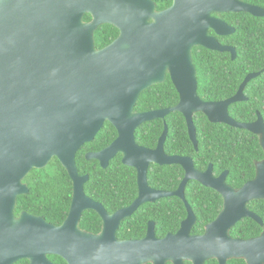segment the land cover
Listing matches in <instances>:
<instances>
[{"label":"water","instance_id":"1","mask_svg":"<svg viewBox=\"0 0 264 264\" xmlns=\"http://www.w3.org/2000/svg\"><path fill=\"white\" fill-rule=\"evenodd\" d=\"M229 12L264 17L263 7L243 0H173L161 11H155L150 0H0V264L23 258L47 260L46 253L70 260V264L71 260H85L86 264L94 260L104 264H165L173 260L181 264L184 259L194 264L209 259L226 264L232 258L264 264V232L247 240L229 235V229L243 217L262 225L247 203L264 199V157L255 164L254 178L235 189L225 182L227 170L214 176L212 164L201 172L190 158L167 155L163 149L166 124L155 149L135 141V131L142 123L164 119L176 111L184 116L197 149L193 114L202 112L210 122L257 135L264 151L262 115L258 113L253 122H239L228 111L230 104L246 99L243 90L260 71L247 74L237 92L225 100L203 101L197 95L193 46L229 52L236 58L233 46L223 45L209 34L210 29L220 36L235 31L213 15ZM84 13L93 16L92 22L82 20ZM101 23L116 25L120 34L111 44L96 49L93 33ZM166 73L179 94L177 104L134 111L140 93L162 83ZM106 121L116 129V138L99 151L87 152L85 158L106 168L121 154L122 163L135 168L138 183L136 200L110 219L117 224L142 203L177 196L188 214L175 233L156 238L150 222L142 239L119 241L107 226L109 217L103 206L86 196L84 184L89 176L79 173L75 156ZM53 157L72 182L66 218L53 225L26 211L16 215L17 197L29 192L22 180ZM150 163L178 164L184 178L173 191L152 189L147 183ZM189 180L214 189L224 203L202 235L190 233L196 218L185 199ZM85 209L95 210L103 218L101 234L78 228Z\"/></svg>","mask_w":264,"mask_h":264},{"label":"trees","instance_id":"2","mask_svg":"<svg viewBox=\"0 0 264 264\" xmlns=\"http://www.w3.org/2000/svg\"><path fill=\"white\" fill-rule=\"evenodd\" d=\"M264 8V0H243ZM161 6L170 4V0H161ZM219 17L235 28V32L227 36H218L221 43L233 45L237 57L232 60L229 52H219L199 46L192 51V60L196 68L198 95L206 100H224L234 95L245 76L264 68V17L253 16L247 12H229ZM104 29L110 30L105 24ZM102 35V34H101ZM99 35V36H101ZM246 101L235 102L228 107L229 115L239 122H252L260 113L264 120V71L250 80L244 89ZM178 94L167 75L162 83L154 84L143 90L134 106V111H148L175 106ZM196 126L198 151L191 143L187 125L180 112H171L164 120L154 119L142 123L135 131L137 142L154 147L164 130V122L168 127L165 150L172 154L193 155L195 166L204 169L209 164L213 173L220 174L228 170L227 183L240 188L255 176V163L264 157L257 135L245 129L235 128L223 123L210 122L202 112L193 116ZM117 132L108 121L104 123L95 138L83 144L76 153L75 160L80 174H88L84 184L85 193L104 202L113 209L129 204L136 196L135 169L124 165L117 155L106 168L98 161L86 160L85 153L98 151L114 140ZM180 165L158 166L151 164L147 171L148 182L155 188L174 190L183 178ZM27 184L29 192L16 199L15 214L26 211L44 217L52 224H60L66 217L72 197V182L59 160L53 157L40 169H32L22 180ZM185 198L198 221L192 233L201 232L203 225L212 221L222 208L221 195L212 188L205 187L197 181H190L185 188ZM264 220V199L248 203ZM82 223L87 220L97 221L93 211H86ZM186 216L183 201L175 196L162 198L153 203H145L122 223L119 237H142L147 222L155 221L156 234L164 236L167 232H175ZM94 222V223H95ZM99 223L90 230L97 231ZM264 230L249 218H243L231 231L235 237L248 238L257 236ZM207 264H217L211 259ZM227 264H247L243 259H230Z\"/></svg>","mask_w":264,"mask_h":264},{"label":"flooded vegetation","instance_id":"3","mask_svg":"<svg viewBox=\"0 0 264 264\" xmlns=\"http://www.w3.org/2000/svg\"><path fill=\"white\" fill-rule=\"evenodd\" d=\"M150 1H152L153 3H154V9H155V11H161V10H164V9H166V8H168V7H170L171 5H172V2H173V0H170L171 2H170V4L169 5H167V6H165V7H160L161 6V0H150ZM219 14H222V13H214L213 15L214 16H216V17H218V18H220V19H222L221 17H219ZM82 20L84 21V22H86V23H90V22H92V20H93V16L91 15V14H89V13H84L83 14V16H82ZM222 20H224V19H222ZM149 21L151 22L152 21V19H149ZM225 21V20H224ZM226 22V21H225ZM227 23V22H226ZM105 24H107V25H110V30L109 31H106L104 28V25ZM227 24H229V23H227ZM230 25V24H229ZM230 26H232V25H230ZM233 27V26H232ZM235 29V28H234ZM235 32V31H234ZM233 32V33H234ZM232 33V34H233ZM102 34V35H101ZM119 34H120V30H119V28L116 26V25H114V24H112V23H101V24H99L95 29H94V33H93V40H94V46H95V48L96 49H102V48H104V47H106L107 45H109V44H111L118 36H119ZM209 34H211V35H213V36H215V38L218 40V42L219 43H221L220 41H219V39H218V36H220V35H216L211 29L209 30ZM99 35H101V36H99ZM231 35V34H230ZM227 36V35H226ZM221 44H223V45H230V44H225V43H221ZM230 46H233V45H230ZM195 47H199V46H193L192 47V49H191V55H192V51H193V49L195 48ZM202 47V46H201ZM234 47V46H233ZM203 48H205V47H203ZM235 48V47H234ZM205 50H206V48H205ZM235 50H236V48H235ZM216 51V50H215ZM236 57H237V52H236ZM232 60H234V59H232ZM193 61V60H192ZM194 64V63H193ZM196 69V68H195ZM264 69V68H263ZM262 69V70H263ZM262 70H260V72H262ZM257 72H259V71H257ZM251 73V72H250ZM249 74V73H248ZM261 74V73H260ZM168 75V73H166V76ZM169 76V75H168ZM246 77V76H245ZM166 78V77H165ZM196 78H197V75H196ZM165 80V79H164ZM252 80V79H251ZM175 87V86H174ZM240 87V86H239ZM176 89V88H175ZM239 89V88H238ZM245 89V88H244ZM177 91V90H176ZM196 91H197V95H198V81H197V88H196ZM177 94H178V92H177ZM243 94H244V90H243ZM233 96V95H232ZM244 96H245V94H244ZM198 97L200 98V99H202L203 101H211V100H206V99H204V98H202V97H200L199 95H198ZM231 97V96H230ZM246 97V96H245ZM229 98V97H228ZM227 99V98H226ZM225 100V99H224ZM247 100V97H246V99L245 100H243V101H246ZM178 101H179V94H178ZM218 101H221V100H218ZM177 104V103H176ZM159 109H162V108H159ZM159 109H153V110H159ZM149 111V110H148ZM136 112H138V111H136ZM139 112H142V111H139ZM195 114V113H194ZM194 114H193V116H194ZM257 115H258V113H257ZM167 116V115H166ZM206 116V115H205ZM184 117V116H183ZM156 119H160V118H156ZM165 119V118H164ZM164 119H161V120H164ZM185 119V118H184ZM257 119V118H256ZM193 121H194V119H193ZM255 121V120H254ZM253 122V121H252ZM165 122H164V126H165ZM187 125V124H186ZM196 127V126H195ZM164 131V130H163ZM117 132V131H116ZM187 132H188V130H187ZM163 133V132H162ZM162 133L160 134V136L158 137V139H157V141H156V144H155V146L154 147H148V146H146V145H143V144H141V143H139V142H137L136 141V139H135V141H136V143L138 144V145H140V146H142V147H145V148H147V149H155L156 148V146H157V144H158V142H159V138L161 137V135H162ZM168 133V132H167ZM117 136V135H116ZM188 136H189V134H188ZM196 136H197V132H196ZM116 138V137H115ZM114 138V139H115ZM166 138H167V135H166ZM166 138H165V140H164V143H163V149H164V152L167 154V155H169V156H182V157H187V158H190L191 160H192V163H193V165H194V168L196 169V170H198V171H201V172H203V171H205L206 170V167L204 168V169H200L199 167H197V166H195V163H194V157H193V155L191 156V155H188V154H172V153H168L166 150H165V143H166ZM189 139H190V137H189ZM113 141V140H112ZM190 141H191V143L193 144V146H194V143H193V141L190 139ZM197 141H198V139H197ZM109 145V144H108ZM194 149H195V151H198V146H197V149L195 148V146H194ZM101 150V149H100ZM99 151V150H98ZM90 152H93V151H90ZM87 153V152H86ZM85 153V154H86ZM117 155H120L121 157H120V159L122 158V155L121 154H117ZM116 155V156H117ZM115 156V157H116ZM114 157V158H115ZM114 158H112L111 160H113ZM87 160V159H86ZM91 160V159H90ZM95 160V159H94ZM111 160L109 161V163H108V165L110 164V162H111ZM97 161V160H96ZM259 161H261V160H259ZM122 162V161H121ZM256 162H258V161H256ZM99 163V162H98ZM152 163H150L149 164V166L151 165ZM153 164H155V163H153ZM256 164V163H255ZM100 165V164H99ZM108 165H107V167H108ZM158 165V164H157ZM169 165H171V164H169ZM178 165V164H177ZM149 166H148V168H149ZM158 166H164V165H158ZM131 167V166H130ZM208 167V166H207ZM133 168V167H132ZM182 168V167H181ZM212 168H213V166H212ZM135 169V168H134ZM183 169V168H182ZM256 170V169H255ZM148 171V170H147ZM225 171V170H224ZM224 171H222V172H224ZM228 171V170H227ZM183 172H184V170H183ZM221 172V173H222ZM135 173H136V177H135V179H136V196H135V198L129 203V204H126V205H122V206H119V207H117V208H115V209H113L112 211H110V209L106 206V204H104V202H102V201H99V200H95V199H93V198H91V197H89L86 193V196L87 197H89L90 199H92L93 201H95V202H98V203H100L102 206H103V208H104V210H105V212L107 213V217H109L107 220H106V222H108V227L110 228L111 227V229H112V235L113 236H115V238L117 239V240H119V241H128V240H140V239H142L145 235H146V233H147V229H148V226H149V223L150 222H153L154 223V233H155V236H156V238H163L167 233H175V232H167L164 236H158L157 234H156V224H155V221H153V220H150V221H148L147 222V225H146V231H145V234H144V236H142V237H127V238H121V237H119L118 235H119V233H120V230H121V226H122V223L123 222H125L126 220H128V219H130L132 216H133V214H135V212L140 208V206H142L143 204H145V203H153V202H156L157 200H159V199H162V198H166V197H161V198H158V199H156L155 201H153V202H145V203H142L137 209H135L133 212H131L128 216H126L125 218H123V219H121L117 224L115 223V221L114 222H112L113 220L112 219H110V217L111 216H113L117 211H119V210H122V209H125V208H127V207H129L135 200H136V198L138 197V183H137V172H136V170H135ZM81 175H83V174H81ZM184 173H183V178H184ZM213 175L214 176H218V175H215L214 173H213ZM89 176V175H88ZM228 176V175H227ZM183 178H182V180H183ZM89 179V178H88ZM181 180V181H182ZM226 180H227V177H226ZM225 180V182H226V184H228L227 183V181ZM190 181H196V180H189L188 182H190ZM87 182V181H86ZM188 182L186 183V185L188 184ZM198 182V181H197ZM24 183V182H23ZM147 183H148V186L150 187V188H152V189H155V190H165V189H159V188H155V187H153L152 185H150L149 184V182H148V177H147ZM181 183V182H180ZM179 183V184H180ZM200 183V182H199ZM26 184V183H25ZM27 185V184H26ZM229 185V184H228ZM179 186V185H178ZM177 186V187H178ZM230 186V185H229ZM206 187V186H205ZM232 187V186H231ZM185 188H186V186H185ZM234 188V187H233ZM235 189H238V188H235ZM175 190V189H174ZM165 191H173V190H165ZM85 192V191H84ZM184 192H185V189H184ZM168 197H170V196H168ZM175 197H177V196H175ZM72 198V197H71ZM186 199V198H185ZM260 200V199H259ZM183 201V200H182ZM187 201V200H186ZM252 201H254V200H252ZM222 202H223V199H222ZM251 202V201H250ZM70 203H71V201H70ZM184 203V202H183ZM249 203V202H248ZM248 203H247V207H248ZM223 204L224 203H222V208H223ZM184 205H185V203H184ZM190 205V204H189ZM69 207H70V205H69ZM191 207V206H190ZM222 208H221V210H222ZM185 209H186V206H185ZM191 209H192V207H191ZM248 209L250 210V211H252L253 213H255L261 220H262V225L258 222V221H256V220H254L253 218H249V217H243V218H249V219H251V220H253L256 224H258L259 226H261V227H263L264 226V220L254 211V210H252V209H250L249 207H248ZM69 210V209H68ZM220 210V211H221ZM86 211H93L95 214H96V216L98 217V219H97V221L95 222L94 220H91L90 219V221L89 220H87L85 223H82V218L84 217L83 215H84V213L86 212ZM192 211H193V213H194V216H195V218H196V220H195V223H194V225L192 226V228H191V231H190V233L192 234V235H202V234H204V232H205V230H206V226L209 224V223H211L216 217H217V215L219 214V212H218V214L216 215V217L212 220V221H210L209 223H207V224H204L202 227H203V229H202V231L201 232H198V233H192V229H193V227L196 225V223H197V221H198V215L194 212V210L192 209ZM68 214V213H67ZM187 210H186V216H185V218L187 217ZM34 215V214H33ZM36 216H39V215H36ZM67 216V215H66ZM40 217H42V216H40ZM42 218H44V217H42ZM66 218V217H65ZM64 218V219H65ZM184 218V219H185ZM243 218H241L240 220H242ZM45 219V218H44ZM184 219H182V221L184 220ZM240 220L239 221H237L230 229H229V235L232 237V238H238V239H243V240H247V239H251V238H254V237H257V236H259L261 233H263L264 232V230H262L261 232H260V234H258L257 236H251V237H248V238H240V237H235V236H233L232 234H231V231H232V228L238 223V222H240ZM45 221H47L46 219H45ZM64 221V220H63ZM62 221V222H63ZM182 221L180 222V226H181V223H182ZM48 223H51V222H49V221H47ZM61 222V223H62ZM99 223V229L97 230V231H91L90 230V228L95 224V223ZM60 223V224H61ZM112 223L115 225V226H113L112 227ZM52 224V223H51ZM60 224H57V225H60ZM104 224H105V222H104V220H103V218L101 217V215L100 214H98L95 210H92V209H85V210H83V212H82V214H81V217H80V220H79V223H78V228H80L82 231H84V232H88V233H91V234H94V235H99V234H101L102 233V231H103V229H104ZM53 225H55V224H53ZM180 226H179V228H180ZM178 228V229H179ZM177 229V230H178ZM46 259L47 260H29V259H26V258H23V259H19V260H15L12 264H70V260H65L63 257H61V256H59V255H55V254H49V253H46ZM232 259H241V258H232ZM211 259H209V260H207V261H205L204 262V264H207L209 261H210ZM214 260H216V259H214ZM228 260H230V259H228ZM228 260L226 261V264H227V262H228ZM85 260H71V262H72V264H86L87 262H84ZM181 262V264H194L191 260H186V259H184V260H181L180 261ZM216 262H217V264H219L218 263V261L216 260ZM92 264H104L103 262H99L98 260H94L93 261V263ZM143 264H153L152 262H144ZM165 264H174V262H173V260H167V261H165Z\"/></svg>","mask_w":264,"mask_h":264}]
</instances>
